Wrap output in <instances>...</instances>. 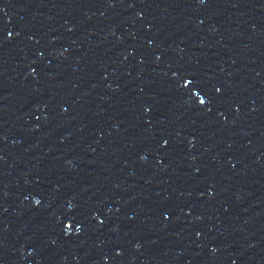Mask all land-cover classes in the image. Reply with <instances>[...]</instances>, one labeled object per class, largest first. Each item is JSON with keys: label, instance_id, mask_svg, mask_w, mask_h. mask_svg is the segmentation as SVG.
<instances>
[{"label": "water", "instance_id": "obj_1", "mask_svg": "<svg viewBox=\"0 0 264 264\" xmlns=\"http://www.w3.org/2000/svg\"><path fill=\"white\" fill-rule=\"evenodd\" d=\"M0 264H264V0H0Z\"/></svg>", "mask_w": 264, "mask_h": 264}]
</instances>
